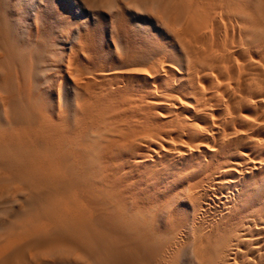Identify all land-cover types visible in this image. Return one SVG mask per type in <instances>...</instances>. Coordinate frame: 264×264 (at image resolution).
<instances>
[{"label": "bare ground", "instance_id": "obj_1", "mask_svg": "<svg viewBox=\"0 0 264 264\" xmlns=\"http://www.w3.org/2000/svg\"><path fill=\"white\" fill-rule=\"evenodd\" d=\"M27 1L0 0V264H264V0H92L156 12L110 38Z\"/></svg>", "mask_w": 264, "mask_h": 264}, {"label": "rangeland", "instance_id": "obj_2", "mask_svg": "<svg viewBox=\"0 0 264 264\" xmlns=\"http://www.w3.org/2000/svg\"><path fill=\"white\" fill-rule=\"evenodd\" d=\"M50 1V0H49ZM32 11L30 14H37L36 9L37 2L35 0H28ZM59 3L71 4L72 14L76 17L80 14L82 18L86 19L88 22L84 28L95 29L96 32L102 33L110 38L112 33L116 31V18L111 14H126L128 19H131L135 24H141L143 26H152L154 21L149 14H156V12L150 9H134L133 7L126 8L123 7L121 12H115L112 10H107L101 5L97 6L92 0H58ZM143 12V13H142ZM28 14V12L26 13ZM111 15V16H110ZM149 16V17H148ZM137 18V19H136ZM153 19V20H152ZM141 20V21H140ZM145 21V22H144Z\"/></svg>", "mask_w": 264, "mask_h": 264}]
</instances>
